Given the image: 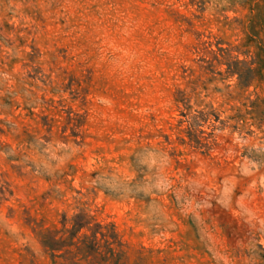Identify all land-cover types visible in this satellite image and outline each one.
I'll list each match as a JSON object with an SVG mask.
<instances>
[{"label":"rangeland","instance_id":"obj_1","mask_svg":"<svg viewBox=\"0 0 264 264\" xmlns=\"http://www.w3.org/2000/svg\"><path fill=\"white\" fill-rule=\"evenodd\" d=\"M0 264H264V0H0Z\"/></svg>","mask_w":264,"mask_h":264},{"label":"trees","instance_id":"obj_2","mask_svg":"<svg viewBox=\"0 0 264 264\" xmlns=\"http://www.w3.org/2000/svg\"><path fill=\"white\" fill-rule=\"evenodd\" d=\"M211 42L209 41H201L198 46H196V53H213L215 56V51L211 49ZM217 51L220 52L221 55V60L219 61L220 64H225L226 65V70L225 73L227 74L228 77H233L237 76L238 79V85L240 87H247L250 85V83L254 79V72L256 71L254 68H252L251 64L248 63L245 60L239 59L238 56H232V49L229 48H222L217 46ZM216 57V56H215ZM202 62H205L208 64V61H204V58L199 59ZM210 66V65H209ZM187 69H184V73H186ZM176 102L180 103L184 106L185 109L188 108V98L185 92L183 91H178L177 92V97H176ZM201 117L203 115H209V113H203L200 112ZM196 116L190 117L191 119V125L194 126L196 124Z\"/></svg>","mask_w":264,"mask_h":264}]
</instances>
